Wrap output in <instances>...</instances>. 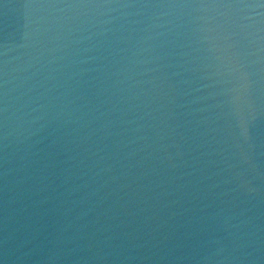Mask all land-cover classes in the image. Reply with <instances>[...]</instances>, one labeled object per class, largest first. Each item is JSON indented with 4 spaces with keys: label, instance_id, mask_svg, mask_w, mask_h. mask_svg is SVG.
Listing matches in <instances>:
<instances>
[{
    "label": "water",
    "instance_id": "water-1",
    "mask_svg": "<svg viewBox=\"0 0 264 264\" xmlns=\"http://www.w3.org/2000/svg\"><path fill=\"white\" fill-rule=\"evenodd\" d=\"M0 264H264V0H0Z\"/></svg>",
    "mask_w": 264,
    "mask_h": 264
}]
</instances>
